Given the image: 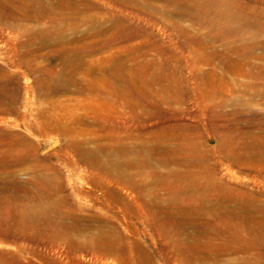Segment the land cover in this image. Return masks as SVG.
I'll list each match as a JSON object with an SVG mask.
<instances>
[{"label":"rangeland","instance_id":"obj_1","mask_svg":"<svg viewBox=\"0 0 264 264\" xmlns=\"http://www.w3.org/2000/svg\"><path fill=\"white\" fill-rule=\"evenodd\" d=\"M62 1H0V264H264V0Z\"/></svg>","mask_w":264,"mask_h":264},{"label":"bare ground","instance_id":"obj_2","mask_svg":"<svg viewBox=\"0 0 264 264\" xmlns=\"http://www.w3.org/2000/svg\"><path fill=\"white\" fill-rule=\"evenodd\" d=\"M1 1V0H0ZM60 1H62V0H60ZM64 1V0H63ZM62 1V2H63ZM162 1V0H161ZM190 1V0H189ZM214 1V0H213ZM216 1V0H215ZM8 2V1H7ZM125 2V1H124ZM221 2V1H220ZM2 3V2H1ZM8 3H10V1L8 2ZM170 3L172 4V5H175V12H176V14H178V15H180V17L181 16H186V17H190V18H195V19H202V18H214V19H222V18H229V16H231V15H229L228 13H226V12H213V11H211V4L213 3V2H210V1H206V2H204V3H200V2H198V1H192V2H186V1H184V0H177V1H174L173 2V0H171L170 1ZM215 3H218V2H215ZM214 3V4H215ZM57 4V3H56ZM61 4V3H60ZM60 4L58 3L57 5H58V7H60ZM64 4V3H63ZM63 4H62V7H63ZM77 4V3H76ZM170 4V5H171ZM213 4V5H214ZM9 5V4H8ZM74 5V4H73ZM216 5H219V4H216ZM237 5V4H236ZM241 5V4H240ZM239 5V6H240ZM11 6H12V4H11ZM54 5H52V7H53ZM13 7V6H12ZM15 7V6H14ZM13 7V8H14ZM57 7V8H58ZM170 7V6H169ZM214 7V6H213ZM238 7V6H237ZM11 7H9L8 9H10ZM13 8H11V9H13ZM220 8H222L221 6H220ZM245 8V7H244ZM2 9V8H1ZM16 9L17 8H15V9H13V11L14 12H16ZM60 9V8H59ZM237 9V8H236ZM239 9H240V7H239ZM44 10V9H43ZM48 10H50V8L48 9ZM214 10V9H213ZM223 10V9H222ZM241 10H242V8H241ZM41 12H42V10H40ZM45 11V10H44ZM43 11V12H44ZM243 11V10H242ZM245 11V10H244ZM249 11V10H248ZM263 11V10H262ZM1 12V11H0ZM43 12H42V14L41 15H45V14H43ZM49 12V11H48ZM264 12V11H263ZM45 13H46V11H45ZM53 13V12H52ZM246 13V12H245ZM255 13V12H254ZM8 13H4V15H2V16H5V15H7ZM10 14H12V13H10ZM14 14V13H13ZM22 14V13H21ZM40 14V13H39ZM50 14V13H49ZM233 15V14H232ZM1 16V15H0ZM46 16V15H45ZM49 16H51V15H49ZM235 16V15H234ZM6 17V16H5ZM4 17V18H5ZM238 17V16H237ZM234 18V17H233ZM242 19V18H241ZM210 20H212V19H210ZM239 20V19H238ZM45 21V20H44ZM197 22V21H196ZM195 22V23H196ZM204 22V21H203ZM229 22V21H228ZM230 22H232V21H230ZM205 23V22H204ZM208 24H210L211 23V21H208L207 22ZM212 24V23H211ZM217 24H218V22H217ZM226 24V23H225ZM254 24V23H253ZM213 25H214V23H213ZM251 25V24H250ZM203 26V25H202ZM212 26V25H211ZM217 26V25H216ZM221 26V25H220ZM219 26V27H220ZM260 26V25H259ZM77 27V26H76ZM238 27V26H237ZM214 28V27H213ZM241 28V27H240ZM122 30V29H121ZM213 30V29H212ZM222 30H225L224 28L222 29ZM221 30V31H222ZM229 30V29H228ZM227 31V30H226ZM123 32V31H122ZM236 32V31H235ZM47 33V32H46ZM212 33V32H211ZM220 33V32H219ZM227 33V32H226ZM229 33V32H228ZM217 34V33H216ZM123 35V34H122ZM125 36V35H124ZM212 36V35H211ZM221 36V35H220ZM214 37V36H213ZM225 37V36H224ZM45 38V37H44ZM118 38V37H117ZM215 38H217L218 39V37H215ZM221 38V37H220ZM235 38V37H234ZM32 39V38H31ZM47 39V38H46ZM210 39V38H209ZM222 39V38H221ZM237 39V38H236ZM126 40V39H125ZM211 40V39H210ZM47 41V40H46ZM108 42V41H107ZM198 42V41H197ZM213 42V41H212ZM214 42H216V41H214ZM81 43V42H80ZM209 43V42H208ZM59 44V43H58ZM195 45V44H194ZM198 45V44H197ZM107 46V45H106ZM246 48V47H245ZM238 49V48H237ZM233 50V49H232ZM243 51V50H242ZM83 53V52H82ZM208 53V52H207ZM247 53V52H246ZM140 54V53H139ZM142 54V53H141ZM140 54V55H141ZM216 54H218V53H216ZM245 54V53H244ZM198 55V54H197ZM210 55H212V54H210ZM209 55V56H210ZM208 56V55H207ZM220 56V55H219ZM222 56V55H221ZM224 57V56H223ZM136 58V57H135ZM134 58V59H135ZM204 58V57H203ZM213 58V57H212ZM230 58V57H229ZM78 59V58H77ZM76 59V60H77ZM126 59V58H125ZM202 59V58H201ZM207 59V58H206ZM205 59V60H206ZM214 59V58H213ZM80 60V59H79ZM78 60V61H79ZM123 60V59H122ZM221 60V59H220ZM75 61V60H74ZM204 61V60H203ZM239 61V60H238ZM75 62H77V61H75ZM85 62V61H84ZM152 62V61H151ZM151 62H150V64H151ZM200 62V61H199ZM205 62V61H204ZM236 62H237V60H236ZM236 62H234V63H236ZM145 64L147 63L146 61L144 62ZM77 64H79V63H77ZM77 64H74L75 66H77ZM153 64H154V62H153ZM153 64H151V65H153ZM149 65V64H148ZM79 66V65H78ZM78 66H77V68H78ZM142 66H143V64H142ZM233 66V65H232ZM236 66V65H235ZM122 67V66H121ZM126 67V66H125ZM135 67V66H134ZM226 67H228V65L226 66ZM240 67V66H239ZM127 68V67H126ZM153 68V67H152ZM127 69H129V68H127ZM143 69H145L144 67H143ZM241 69V68H240ZM123 70V69H122ZM140 70V69H139ZM157 70V69H156ZM155 70V71H156ZM146 71V73L148 72L147 70H145ZM92 72L93 73H95L96 71L95 70H92ZM126 72V71H125ZM153 72V71H152ZM159 72V71H158ZM142 73H143V71H142ZM238 73V72H237ZM246 73V72H245ZM5 74V73H4ZM161 74V73H160ZM160 74H158V75H160ZM239 74V73H238ZM127 75V74H126ZM136 75V74H135ZM146 75V74H145ZM152 75V74H151ZM151 75L150 76H148V74H147V77L149 78V77H151ZM215 75V74H214ZM248 75V74H247ZM116 76V75H115ZM114 76V77H115ZM118 76V75H117ZM130 76V75H129ZM137 76V75H136ZM161 76V75H160ZM216 76V75H215ZM250 76V75H249ZM254 76V75H253ZM159 77V76H158ZM144 78V77H143ZM152 78V77H151ZM105 79V78H104ZM122 79V78H121ZM139 79V78H138ZM145 79H146V77H145ZM154 79V78H153ZM158 79H160V77L158 78ZM158 79H155V80H158ZM150 80V79H149ZM145 81V80H144ZM151 81H152V79H151ZM117 82V81H116ZM122 82V81H121ZM125 82V80H123V83ZM143 82V81H142ZM146 82V81H145ZM148 82V81H147ZM157 82V81H156ZM159 83V82H158ZM257 83V82H256ZM117 84V83H116ZM126 84V83H125ZM124 84V85H125ZM134 84H136V82H134ZM147 85V84H146ZM157 85V84H156ZM148 86H149V84H148ZM168 86V85H167ZM126 87V86H125ZM124 87V88H125ZM159 87V86H158ZM121 89H122V87H120ZM209 88V87H208ZM66 89V88H65ZM121 89H120V91H121ZM126 91H129V90H127L126 89ZM56 92V91H55ZM153 92V91H152ZM205 92V91H204ZM208 93V92H207ZM258 93V92H257ZM154 94V93H153ZM211 94V93H210ZM9 95V94H8ZM125 95H127V94H125ZM128 96V95H127ZM126 97V96H125ZM131 97V96H130ZM129 98V97H128ZM131 99V98H130ZM131 101V100H130ZM140 101V100H139ZM140 104V103H139ZM142 104V103H141ZM133 105V104H132ZM136 112H138V111H136ZM144 112V111H143ZM149 112V111H148ZM136 115V114H135ZM139 116V115H138ZM145 118V117H144ZM135 119V118H134ZM142 120V119H141ZM137 122H138V120H137ZM140 124V123H139ZM149 134V133H148ZM157 135V134H156ZM138 138V137H137ZM134 141V140H133ZM9 145V144H8ZM11 145V144H10ZM14 145V144H13ZM15 145H16V143H15ZM21 145V144H20ZM161 145V144H160ZM18 146V145H17ZM16 146V147H17ZM156 146V145H155ZM154 146V147H155ZM2 147V146H1ZM8 147V146H7ZM138 147H139V145H138ZM3 148V147H2ZM18 148V147H17ZM104 148V147H103ZM116 148V147H115ZM9 149V148H8ZM20 149V148H19ZM22 149V148H21ZM29 149V148H28ZM126 149V148H125ZM11 150V149H10ZM24 149H22V151H23ZM110 150V149H109ZM157 150V149H156ZM159 150V149H158ZM161 150V149H160ZM163 150V149H162ZM5 151V150H4ZM4 151H2V152H0V168H1V170H3V168H7V167H12V166H15V164H16V162L17 161H19V157H22V159L23 160H30L31 159V154H32V152H31V150H29V151H25V153H23V154H21V153H17L16 152V150H12V151H9V152H11V153H8L7 154V152H4ZM20 151V150H19ZM33 151V150H32ZM146 151V150H145ZM119 152V151H118ZM122 152V151H121ZM127 152V151H126ZM142 152V151H141ZM155 152V151H154ZM174 152V151H173ZM176 152H178V151H176ZM264 152V151H263ZM97 153V152H96ZM147 153V152H146ZM87 154H88V152H87ZM175 154V153H174ZM33 155V154H32ZM115 155V154H114ZM91 156V155H90ZM155 156V155H154ZM33 157V156H32ZM160 157V156H159ZM241 158V157H240ZM101 159V158H100ZM33 160V159H32ZM239 160V159H238ZM165 161V160H164ZM33 162H35V161H33ZM21 163V162H20ZM22 163H23V161H22ZM5 170V169H4ZM5 173V172H4ZM183 175V174H182ZM207 180V179H206ZM205 180V181H206ZM178 182V181H177ZM209 184V183H208ZM212 184V183H211ZM141 186V185H140ZM201 186V185H200ZM214 186V185H213ZM206 187V186H205ZM141 188V187H140ZM223 190V189H222ZM219 191V190H218ZM172 192V191H171ZM189 192V191H188ZM193 192V191H192ZM216 192V191H215ZM229 192V191H228ZM180 193V192H179ZM185 193V192H184ZM196 194H198V193H196ZM195 194V195H196ZM229 194V193H228ZM188 195V194H187ZM203 195V194H202ZM211 195V194H210ZM181 196V195H180ZM185 196V195H184ZM198 196H200V195H198ZM186 197V196H185ZM206 197V196H205ZM234 197V196H233ZM228 198V197H227ZM186 199H187V197H186ZM195 199V198H194ZM199 199V198H198ZM200 199H201V197H200ZM214 199V198H213ZM229 199H231V198H229ZM222 200V199H221ZM117 201V200H116ZM225 201V200H224ZM192 202V201H191ZM198 202V201H197ZM258 202V201H257ZM261 202V201H260ZM211 203V202H210ZM230 203H232V202H230ZM184 205H186L185 203H184ZM181 206V205H180ZM224 206V205H223ZM237 206V205H236ZM81 207V206H80ZM79 207V208H80ZM190 207V206H189ZM78 208V209H79ZM82 208V207H81ZM162 208V207H161ZM247 208V207H246ZM113 209V208H112ZM159 209V208H158ZM157 209V210H158ZM172 209V208H171ZM178 209V208H177ZM201 209H202V207H201ZM240 209V208H239ZM238 209V210H239ZM156 210V209H155ZM160 210V209H159ZM164 210V209H163ZM77 211V210H76ZM123 211V210H122ZM153 211V210H152ZM166 211V210H165ZM224 211V210H223ZM244 211V210H243ZM78 212V211H77ZM168 212V211H167ZM253 212V211H252ZM261 212V211H260ZM122 213V212H121ZM126 213V212H125ZM143 213V212H142ZM145 213V212H144ZM144 213H143V215H144ZM202 213V212H201ZM132 214V213H131ZM171 215H173V214H171ZM203 215V214H202ZM243 215V214H242ZM14 216V215H13ZM25 216H26V214H25ZM142 216V215H141ZM141 216H139V217H141ZM151 216V215H150ZM153 216V215H152ZM161 216V215H160ZM17 217V216H16ZM15 217V218H16ZM19 217H21V219H22V216H19ZM33 217V216H32ZM144 217V216H143ZM143 217H141L142 219H143ZM172 217V216H171ZM208 217V216H207ZM216 217V216H215ZM263 217V216H262ZM29 218V217H28ZM42 218V217H41ZM145 218V217H144ZM159 218V217H158ZM169 218V217H168ZM237 218V217H236ZM264 218V217H263ZM21 219H15V222L16 221H18V223H21V225L22 224H27V222H28V220L29 219H26V218H23L22 220ZM35 219H36V217H35ZM61 219V218H60ZM70 219V218H69ZM142 219H140L139 218V220H142ZM170 219V218H169ZM37 220H39V217H38V219ZM74 220V219H73ZM80 220H82V218L80 219H78L77 218V220H76V222H75V224H76V226H78V225H80ZM84 220H85V218H84ZM251 220V219H250ZM42 221V220H41ZM123 221V220H122ZM143 221V220H142ZM178 221V220H177ZM37 222H39V221H37ZM43 222V221H42ZM41 222V223H42ZM99 222V221H98ZM125 222V221H124ZM168 222H169V220H168ZM204 222H205V220H204ZM235 222V221H234ZM165 223V222H164ZM163 223V224H164ZM249 223V222H248ZM252 223V222H251ZM262 223V222H261ZM39 224V223H38ZM42 224H44V223H42ZM74 224V225H75ZM143 224V223H142ZM149 224V223H148ZM233 224V223H232ZM242 224V223H241ZM71 225V224H70ZM86 225V224H85ZM117 225V224H116ZM141 225V224H140ZM168 225V224H167ZM243 225V224H242ZM107 226V225H106ZM110 226V225H109ZM132 226V225H131ZM143 226V225H142ZM232 226V225H231ZM262 227H263V225H261ZM96 227V226H95ZM146 227V226H145ZM194 227V226H193ZM237 227V226H236ZM245 227V226H244ZM94 228V227H93ZM113 228V227H112ZM132 228H133V226H132ZM172 228V227H171ZM176 228V227H175ZM195 228V227H194ZM1 229V228H0ZM61 229V228H60ZM109 229V228H108ZM107 229V230H108ZM115 229V228H114ZM123 229H124V227H123ZM137 229V228H136ZM144 229V228H143ZM203 229V228H202ZM73 230V229H72ZM78 229L76 228V231H77ZM95 230V229H94ZM104 230V229H103ZM117 230V229H116ZM206 230V229H205ZM26 231V230H25ZM115 231V230H114ZM127 231V230H126ZM137 231L139 232V229H137ZM141 231V230H140ZM0 232L2 233H5L3 230H0ZM72 232V231H71ZM81 232V231H80ZM90 232V231H89ZM108 232V231H107ZM110 232V231H109ZM108 232V233H109ZM133 232V231H132ZM201 232V231H200ZM105 233V232H104ZM128 233V232H127ZM126 233V234H127ZM150 233V232H149ZM175 233V232H174ZM112 234V233H111ZM110 234V235H111ZM137 234V233H136ZM139 234V233H138ZM141 234V233H140ZM146 234V233H145ZM210 234H212V233H210ZM240 234V233H239ZM244 234V233H243ZM69 235V234H68ZM79 235V234H78ZM94 235V234H93ZM142 235V234H141ZM148 235V234H147ZM207 235V234H206ZM241 235V234H240ZM248 235V234H247ZM255 235V234H254ZM263 235V234H262ZM261 235V236H262ZM37 236V235H36ZM96 236V235H95ZM95 236H94V239H93V241H92V244H93V247L95 248V250L97 251V252H100L101 253V255H110L111 256V254H112V250H113V245H111V243H110V241L108 240V239H105V240H102V241H99V240H97L98 238H100L101 236H103L101 233L100 234H98V236H96L97 238H95ZM209 236V235H208ZM108 237V236H107ZM151 237V236H150ZM194 237V236H193ZM246 237H248V236H246ZM72 238V237H71ZM114 238V237H113ZM134 238V237H133ZM115 239V238H114ZM92 240V239H91ZM132 240V239H131ZM202 240V239H201ZM79 241H80V239H79ZM135 241V240H134ZM151 241V240H150ZM215 241V240H214ZM257 241V240H256ZM73 242V241H72ZM137 242V241H136ZM142 242V241H141ZM143 243V242H142ZM252 243V242H251ZM116 244V243H115ZM127 244V243H126ZM134 244V243H133ZM80 245V244H79ZM132 245V244H131ZM218 245V244H217ZM117 246H118V244H117ZM146 245H144V247H145ZM188 246L189 247H191V248H193L194 250H192L193 251V255L194 254H196V255H203V253H207V250L210 248H212L213 246H216V244H213V245H210L209 243L207 244V243H203V242H201V243H197V242H192V243H190V244H188ZM81 247V246H80ZM149 247V246H148ZM154 247H156L155 245H154ZM91 248V247H90ZM117 248V247H116ZM135 248H136V246H135ZM83 249V248H82ZM125 249H126V247H125ZM127 249H129L128 247H127ZM137 249V248H136ZM215 249V248H214ZM263 249V248H262ZM262 249H261V251H262ZM203 250V251H202ZM120 251H121V249H118L117 250V252H119L120 253ZM211 251V250H210ZM217 251V250H216ZM221 251V250H220ZM242 251V250H241ZM82 252V251H81ZM122 253H124L125 252V250H124V248H122V251H121ZM144 253H146V252H144ZM165 253V252H164ZM184 253V252H183ZM215 253V252H214ZM221 253V252H220ZM225 253V252H224ZM257 253V252H256ZM150 254V253H149ZM154 254V253H153ZM218 254V253H217ZM223 254V253H222ZM238 254V253H237ZM236 254V255H237ZM85 255H87V254H85ZM84 255V256H85ZM94 255V254H93ZM132 255V254H131ZM136 255V254H135ZM165 254H163V256H164ZM188 255V254H187ZM82 256V255H81ZM133 256V255H132ZM137 256V255H136ZM149 256H151V255H149ZM153 256V255H152ZM204 256V255H203ZM218 256V255H217ZM226 256V255H225ZM235 256V255H234ZM112 257V256H111ZM127 257V256H126ZM134 257V256H133ZM144 257V256H143ZM155 257H157V256H155ZM160 257V256H159ZM158 257V258H159ZM165 257V256H164ZM219 257V256H218ZM232 257V256H231ZM250 257V256H249ZM115 258V257H114ZM130 258H131V256H130ZM147 258L148 259H150V257H148L147 256ZM153 258V257H152ZM151 258V259H152ZM161 258V257H160ZM194 258V257H193ZM230 258V257H229ZM106 259V258H105ZM117 259V258H116ZM116 259H115V261H116ZM125 259V258H124ZM123 257H119L118 259H117V261H116V263H115V261L114 262H107V260L106 261H103V263L104 264H122L123 263ZM157 259V258H156ZM162 259V258H161ZM225 259V258H224ZM77 260V259H76ZM158 260V259H157ZM174 260V259H173ZM185 260V259H184ZM223 260V259H222ZM98 261V257L96 256V257H89L88 259H86V260H83V259H80V260H77V262H76V264H95L96 262ZM101 261V262H102ZM144 261V260H143ZM148 261V260H147ZM160 261V260H159ZM201 261V260H200ZM226 261V260H225ZM132 262V261H131ZM142 262V261H141ZM156 262V261H155ZM163 264H164V262H163V260L161 261ZM167 262H169L168 261V259H167ZM171 262V261H170ZM183 262V261H182ZM206 262H207V260H206ZM210 262H211V260H210ZM220 262V261H219ZM152 263V262H151ZM176 263V262H175ZM181 263V262H180ZM217 263V262H216ZM223 263V262H222ZM229 263V262H228ZM251 263V262H250ZM73 264V263H72ZM100 264V263H99ZM133 264H134V262H133ZM142 264V263H141ZM146 264V263H145ZM173 264V263H172ZM183 264V263H182ZM205 264V263H204ZM208 264V263H207ZM209 264H211V263H209ZM213 264V263H212ZM232 264H234V263H232Z\"/></svg>","mask_w":264,"mask_h":264}]
</instances>
